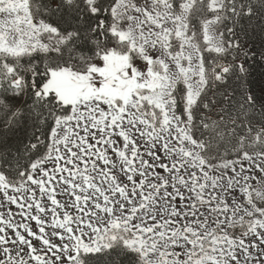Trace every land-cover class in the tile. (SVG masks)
<instances>
[{
    "label": "snow or ice",
    "instance_id": "snow-or-ice-1",
    "mask_svg": "<svg viewBox=\"0 0 264 264\" xmlns=\"http://www.w3.org/2000/svg\"><path fill=\"white\" fill-rule=\"evenodd\" d=\"M256 66L264 0H0V264H264Z\"/></svg>",
    "mask_w": 264,
    "mask_h": 264
},
{
    "label": "trees",
    "instance_id": "trees-1",
    "mask_svg": "<svg viewBox=\"0 0 264 264\" xmlns=\"http://www.w3.org/2000/svg\"><path fill=\"white\" fill-rule=\"evenodd\" d=\"M257 43H258V41H257ZM252 71H253V78L259 80V79H261V74L264 73V66H256L253 68ZM235 86H236L235 84H230L227 87H228L229 91H231V89Z\"/></svg>",
    "mask_w": 264,
    "mask_h": 264
}]
</instances>
